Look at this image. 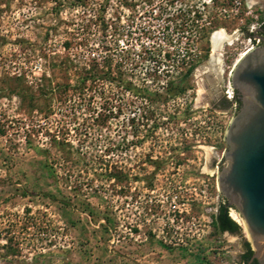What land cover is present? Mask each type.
<instances>
[{
    "label": "rangeland",
    "instance_id": "obj_1",
    "mask_svg": "<svg viewBox=\"0 0 264 264\" xmlns=\"http://www.w3.org/2000/svg\"><path fill=\"white\" fill-rule=\"evenodd\" d=\"M263 9L264 0H0V244L10 237L19 255L0 254L240 264L242 226L212 224L234 110L220 99ZM216 30L235 37L213 52ZM92 61L103 79L89 77Z\"/></svg>",
    "mask_w": 264,
    "mask_h": 264
},
{
    "label": "water",
    "instance_id": "obj_2",
    "mask_svg": "<svg viewBox=\"0 0 264 264\" xmlns=\"http://www.w3.org/2000/svg\"><path fill=\"white\" fill-rule=\"evenodd\" d=\"M256 37L227 75L234 110L221 136L214 182L241 221L250 259L264 264V35Z\"/></svg>",
    "mask_w": 264,
    "mask_h": 264
},
{
    "label": "trees",
    "instance_id": "obj_3",
    "mask_svg": "<svg viewBox=\"0 0 264 264\" xmlns=\"http://www.w3.org/2000/svg\"><path fill=\"white\" fill-rule=\"evenodd\" d=\"M259 21H260V24L256 28V31H255L256 35L264 34V9L259 12ZM190 23H191V21H190ZM244 34L247 36L250 35L249 33L246 34V32ZM105 63H106V61H101V64H103V65H100V66L105 67L106 66ZM96 67H98L97 62L92 61L88 67L90 69V72H91V75H89V77L92 79H96V78L103 79L105 77V73L100 72V71L98 72L96 70ZM191 67L192 66L188 67L185 70V74L189 73V71L191 70ZM179 90L180 89H178V82L168 83L166 91L169 92L170 95L176 94ZM220 100H221V104L223 107H227L231 102L234 103L233 96H232L231 101H227L224 98H221ZM228 208L229 207H227L225 205L224 201L221 199V202L219 204H217L215 213L213 215V219H212L213 227L216 230V232H218V233L226 232L228 234H238L239 233V227L229 217V215L227 213ZM241 245H242V252L238 255L239 262L242 264H255L254 260L250 259L251 250L249 249L248 243L245 241H242ZM0 249H2V250L4 249L5 253H6L5 255L10 256L11 258L19 255L18 249H17L15 243L11 242L10 237L5 238L4 243L0 244ZM31 258L35 259V257H31ZM0 264H28V263H26L22 259H20L19 261H13L12 259L6 258V256L0 254ZM35 264H39V263H35Z\"/></svg>",
    "mask_w": 264,
    "mask_h": 264
},
{
    "label": "bare ground",
    "instance_id": "obj_4",
    "mask_svg": "<svg viewBox=\"0 0 264 264\" xmlns=\"http://www.w3.org/2000/svg\"><path fill=\"white\" fill-rule=\"evenodd\" d=\"M234 37L232 35H226L222 30H216V31L212 32L210 35V42H211V46H212V51L217 52V50L219 49L222 42L230 43ZM242 53H244V52H242ZM217 61H218L217 56L212 55L211 57L208 58L207 64H208V66H211L213 64L216 65ZM228 215L234 222H236L242 226L239 217H237L236 214L232 210L229 211Z\"/></svg>",
    "mask_w": 264,
    "mask_h": 264
},
{
    "label": "built area",
    "instance_id": "obj_5",
    "mask_svg": "<svg viewBox=\"0 0 264 264\" xmlns=\"http://www.w3.org/2000/svg\"><path fill=\"white\" fill-rule=\"evenodd\" d=\"M259 24H260V22H259ZM259 24L257 25V27L259 26ZM256 27V28H257ZM256 28H254V29H252V31L250 30L248 33L250 34L249 36H248V41H249V46H248V48H246L245 49V51H247V50H249L251 47H253L254 45H255V43L258 41V38L256 37L257 35L255 34L256 32ZM255 35V36H254ZM260 35H264V34H260ZM244 51V52H245ZM242 55V54H241ZM240 55H238L237 56V58L239 57ZM236 58V59H237ZM235 60V59H234ZM236 61V60H235ZM235 61H233V63L235 62ZM233 63L231 64V66H230V68L232 67V65H233ZM230 68H229V70H228V73H229V71H230ZM228 73H227V75H228ZM227 85H228V82H227ZM225 99L227 100V101H231L232 100V91H231V89H230V87H229V85H228V89H227V91H225ZM229 209V208H228ZM240 264H242V263H240Z\"/></svg>",
    "mask_w": 264,
    "mask_h": 264
},
{
    "label": "flooded vegetation",
    "instance_id": "obj_6",
    "mask_svg": "<svg viewBox=\"0 0 264 264\" xmlns=\"http://www.w3.org/2000/svg\"><path fill=\"white\" fill-rule=\"evenodd\" d=\"M220 106H221L222 108H224V107L222 106V104H221V100H220Z\"/></svg>",
    "mask_w": 264,
    "mask_h": 264
}]
</instances>
